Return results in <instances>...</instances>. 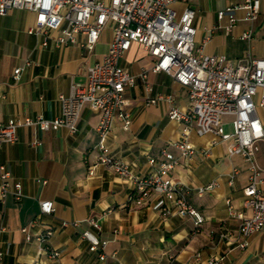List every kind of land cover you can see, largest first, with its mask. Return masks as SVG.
I'll list each match as a JSON object with an SVG mask.
<instances>
[{"label": "crops", "instance_id": "1", "mask_svg": "<svg viewBox=\"0 0 264 264\" xmlns=\"http://www.w3.org/2000/svg\"><path fill=\"white\" fill-rule=\"evenodd\" d=\"M240 1L188 0L173 7L178 14L185 7L196 11L195 40L198 43L208 37L206 54L224 55L230 61L246 54L264 58V0H260L261 13L249 41L239 37L248 22L240 20L231 32H226L227 18H217L220 9ZM236 16L242 19L244 12L237 11ZM34 21V13L23 8L0 15V93L4 95L0 98V122L60 114L58 96L67 95L72 82L86 83L87 66L102 60L112 39L109 26L90 51L70 44L43 47L40 37L27 32ZM79 40H83L82 36ZM26 61L33 64L25 67ZM153 63V57L139 43H133L121 58L120 65L136 76L135 85L125 94L131 123L124 130L117 119L108 139L112 155L141 175L153 170L150 158L162 159V148L179 156L172 142L179 140L182 132L181 125L168 118L167 103L147 105L146 98L171 95L177 107L185 109L190 105L187 88L165 72H153ZM17 67L24 70L19 81L14 82L13 70ZM144 71L145 82L139 76ZM261 114L264 116V112ZM99 118L100 111L86 105L75 134L65 128L42 132L32 125L22 126L17 129V141L0 146V162L13 179L21 182L24 194L19 201L9 195L0 203L2 264H206L211 260L216 264H264V229L247 238L245 249L236 247L239 219L229 214L226 201L235 211L249 214L242 207L248 171L240 157L227 154V141L211 133L199 136L191 131L189 139L196 154L190 160L181 159V164L169 174L172 182L188 189V200L204 218L199 231L194 232L192 217L162 214L164 199L160 194L153 193L145 204L134 205L128 202L132 187L111 170L97 166L94 175H88V165L96 157ZM224 128L230 131L225 125ZM255 152L264 179V140L256 143ZM233 168L239 173L229 184ZM212 183H216L212 190L197 193L198 188ZM261 188L264 191V182ZM41 200H51L54 211L43 216L42 223L32 224ZM89 218L98 219L100 230L91 229L108 241L106 261H99L81 236L80 231L89 228ZM64 221H79V225L63 226ZM47 225L55 228L48 245L59 251L57 258L41 253L34 240ZM23 227L31 240L27 241L21 232ZM227 232L228 236H220ZM197 254L200 263L194 259Z\"/></svg>", "mask_w": 264, "mask_h": 264}, {"label": "built area", "instance_id": "2", "mask_svg": "<svg viewBox=\"0 0 264 264\" xmlns=\"http://www.w3.org/2000/svg\"><path fill=\"white\" fill-rule=\"evenodd\" d=\"M188 0H0V15L10 9L23 8L35 15L34 24L28 27V34L41 38V45L55 47L78 45L90 51L100 38L102 31L111 26L112 39L101 61L87 66L88 75L85 84L72 82L67 95L60 94V114L52 118L37 117L11 118L0 122V146L3 143L17 141V129L22 126L36 127L42 132L65 128L71 134L77 131V125L84 106L100 111L96 127L98 142L93 164L88 165V175L95 173L97 166L111 170L123 178L131 187L128 202L143 205L153 193L160 194L164 203L163 215L178 214L193 218L194 232H198L204 218L192 205L189 191L168 177L172 170L181 164V159L190 160L196 154L195 145L189 134H214L227 141V154L238 156L247 165L248 176L243 188L242 207L249 211L244 215L235 211L227 200L229 214L239 219L236 247L245 249L249 236L264 229V191L261 184V168L256 159V143L264 140V58H255L246 54L241 59L230 61L224 55H209L204 49L208 37L196 42L194 19L196 11L185 7L178 14L173 5ZM260 0H242L226 6L217 12L218 20L227 18L226 32L240 20L249 23L240 35L241 40L249 41L253 37V24L261 13ZM237 11H243L239 19ZM82 36L83 40H79ZM133 43H139L154 60L151 70L165 72L175 81L185 86L190 105L181 109L174 103L171 95L157 94L147 97L145 103L154 105L165 102L168 105L167 116L182 127L179 140L172 146L180 152L173 155L167 148L161 149L162 159H149L153 170L148 174H137L123 160L112 155L108 139L113 132L115 121L121 120L124 130H128L131 115L128 111L127 89L135 85L136 76L120 65V60ZM26 61L25 67L32 65ZM24 67L13 70L14 82L19 81ZM139 76L146 80V71ZM146 91L150 88L145 84ZM4 95L0 93V98ZM223 116H232V130H224ZM37 143V142H36ZM228 183L232 184L239 173L237 168L230 170ZM216 183L197 189L202 195L212 190ZM20 181L13 179L10 170L0 162V203L11 195L16 201L23 197ZM54 211L51 200L39 202V213L32 220L42 223V217ZM107 210L106 213H109ZM89 228L83 229L81 236L88 242L89 251L97 255L99 261H106L105 252L108 241L96 231L100 230L98 219L87 220ZM63 226L78 227L79 221L62 222ZM1 230H4L2 227ZM26 240L32 239L26 227L21 228ZM55 228L44 226L42 232L34 237L39 251L51 258H57L59 251L49 247L48 241L54 235ZM229 233H222L221 237ZM113 256V255H112ZM4 252L0 250V264ZM200 263V254L195 255ZM206 264H216L214 260Z\"/></svg>", "mask_w": 264, "mask_h": 264}, {"label": "rangeland", "instance_id": "3", "mask_svg": "<svg viewBox=\"0 0 264 264\" xmlns=\"http://www.w3.org/2000/svg\"><path fill=\"white\" fill-rule=\"evenodd\" d=\"M231 120H232V116H223V121L225 122V126L227 128V130H232V127H231Z\"/></svg>", "mask_w": 264, "mask_h": 264}]
</instances>
